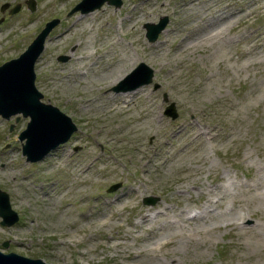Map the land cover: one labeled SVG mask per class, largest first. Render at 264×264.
I'll use <instances>...</instances> for the list:
<instances>
[{
  "label": "rangeland",
  "instance_id": "obj_1",
  "mask_svg": "<svg viewBox=\"0 0 264 264\" xmlns=\"http://www.w3.org/2000/svg\"><path fill=\"white\" fill-rule=\"evenodd\" d=\"M27 1L0 0V65L57 19L35 86L77 130L31 163L18 139L29 117H0V188L18 214L0 224V251L46 264H264V196L246 187L264 156V0H121L85 14L71 12L81 0ZM233 12L250 15L230 26ZM164 17L149 41L144 24ZM142 62L150 84L112 90Z\"/></svg>",
  "mask_w": 264,
  "mask_h": 264
},
{
  "label": "water",
  "instance_id": "obj_2",
  "mask_svg": "<svg viewBox=\"0 0 264 264\" xmlns=\"http://www.w3.org/2000/svg\"><path fill=\"white\" fill-rule=\"evenodd\" d=\"M104 3L120 7L121 0H81L71 12L80 11L82 14L100 8ZM28 8L33 11L34 0L27 1ZM5 3L1 10L7 8ZM18 5L12 9V13L18 11ZM57 19L48 22L36 38L30 43L24 52L18 57L10 59L0 65V117L9 119L19 115L29 117L26 128L18 135L22 142L21 152L26 161L35 163L42 160L52 150L67 142L77 130L71 118L50 103H44L43 95L35 86L34 65L44 49V42L57 24ZM167 18H162L157 24L145 23L146 38L153 42L163 31ZM60 60H66L61 56ZM153 71L143 62L128 73L123 80L115 85V92L135 90L152 82ZM157 87V85H155ZM166 100V95L164 96ZM164 114L175 118L177 116L175 104L170 103ZM120 184L112 185L107 191L116 190ZM157 198L145 197L144 204H154ZM0 224L11 226L18 221V214L11 208L8 194L0 188ZM3 247L8 243L4 242ZM0 264H46L42 259L29 258L15 252L0 251Z\"/></svg>",
  "mask_w": 264,
  "mask_h": 264
},
{
  "label": "bare ground",
  "instance_id": "obj_3",
  "mask_svg": "<svg viewBox=\"0 0 264 264\" xmlns=\"http://www.w3.org/2000/svg\"><path fill=\"white\" fill-rule=\"evenodd\" d=\"M62 0H43V3L44 4H46V5H49V6H53V7H56L57 5H58V3L59 2H61ZM209 1L210 0H204L203 2H201V3H198L199 5H201V6H205V4L206 3H209ZM258 1V0H257ZM192 3H194V2H187V3H184L183 4V8L184 9H187V8H185V7H187L188 5H191ZM197 4V2L195 3V4H193V5H196ZM192 8V7H191ZM190 8V9H191ZM210 8H211V5H210ZM189 10V9H188ZM245 10V9H244ZM92 13V12H91ZM250 13V12H249ZM231 14H233V15H235V16H233L232 17V19L233 20H231V18H228V22H226L227 24H230V26L232 25V24H234V23H239V22H244L246 19H248V17H249V15L250 14H248L247 16H245L244 17V15H238V14H236V13H231ZM93 15V14H92ZM244 17V18H243ZM243 18V19H242ZM240 19H242V20H240ZM35 20V18H32V19H25V20H23V21H21V23H22V25H25V26H27V25H29V23H31V22H33ZM240 20V21H239ZM70 22V21H69ZM68 22V23H69ZM12 23V22H11ZM71 24H72V22L71 23H69V25L67 26V27H70L71 26ZM73 24H74V22H73ZM72 24V25H73ZM216 30L215 31H213L212 33H209V34H207V36L206 37H204V39L206 40V41H208V40H210V41H212V40H215V39H218V37H220L221 36V34H222V27H219L218 29L217 28H215ZM70 30V29H69ZM68 31V30H67ZM4 32H3V30L2 29H0V39H2V38H4V34H3ZM66 32L65 31H62V32H60L59 34H58V36H61V35H63V34H65ZM54 39V38H53ZM203 39V40H204ZM50 40H48V42L47 43H45V45H44V48H45V50H49V49H51L53 46V44H50V42H49ZM53 41V40H52ZM116 43H117V41H116ZM187 45H185V47H186ZM78 59H82V57H80V58H78ZM121 59H122V61H124L125 60V58H120L119 59V61H121ZM48 63V58H46L45 60H44V63L40 66V69H42V67L45 65V64H47ZM120 64V63H119ZM116 69H118V67H117V65L114 67V69L111 71V73H113ZM120 69V68H119ZM55 70H56V72H59L58 73V75H60L61 77H68V73L67 72H64L63 71V69L62 70H60L59 68H57V67H55ZM119 71V70H118ZM123 72H124V70H122V71H119V72H115L114 74V77L111 79V80H109V83H114V82H116L117 80H119V78L123 75ZM57 75V74H56ZM105 78L106 77H102V80H105ZM143 86H145V85H143ZM77 91V93L79 94V95H81V96H85V93L86 92H84V91H81V90H76ZM138 91H141V88H137V89H135V90H133L132 92H138ZM123 93H127V92H123ZM82 102L83 103H85V104H89L90 102H92V100L91 99H88V98H86V97H84V99L82 100ZM86 107H87V105H86ZM207 130L206 129H203V130H201V133H204V132H206ZM251 183H247V186L246 187H250L251 189H259V191H260V193H259V195L258 196H260V197H263L264 196V156H263V158L260 160V162H259V164H258V167H257V170H256V172H255V174L253 175V176H251ZM246 185V184H245ZM227 191V189L224 191V192H226ZM209 201V200H208ZM209 206V205H208ZM205 209H206V207H205ZM202 212H206V214H211L212 213V210L211 211H209V210H205V211H202ZM196 214H198V217H200L201 215H202V213H200V215H199V212L198 213H196ZM261 225V224H260ZM259 224H256V225H254V226H252L251 228H249V229H257L258 227L260 228V229H263L262 228V226H260ZM262 232H264V230H261ZM262 232L261 233H259V234H261L262 235ZM258 234V233H257ZM258 234V235H259Z\"/></svg>",
  "mask_w": 264,
  "mask_h": 264
}]
</instances>
